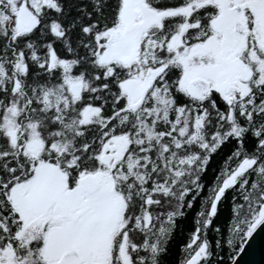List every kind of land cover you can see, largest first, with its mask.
Returning <instances> with one entry per match:
<instances>
[{"label":"snow or ice","instance_id":"6c2138e0","mask_svg":"<svg viewBox=\"0 0 264 264\" xmlns=\"http://www.w3.org/2000/svg\"><path fill=\"white\" fill-rule=\"evenodd\" d=\"M261 226L264 0H0V264H237Z\"/></svg>","mask_w":264,"mask_h":264},{"label":"water","instance_id":"95a60500","mask_svg":"<svg viewBox=\"0 0 264 264\" xmlns=\"http://www.w3.org/2000/svg\"><path fill=\"white\" fill-rule=\"evenodd\" d=\"M237 264H264V226L257 229L253 237L236 256Z\"/></svg>","mask_w":264,"mask_h":264},{"label":"trees","instance_id":"16d2710c","mask_svg":"<svg viewBox=\"0 0 264 264\" xmlns=\"http://www.w3.org/2000/svg\"><path fill=\"white\" fill-rule=\"evenodd\" d=\"M225 203H227V202H225ZM224 216L225 217L227 216V209L226 208H225ZM226 223H227L226 219H224V217H222V223H221L222 230L226 226Z\"/></svg>","mask_w":264,"mask_h":264}]
</instances>
